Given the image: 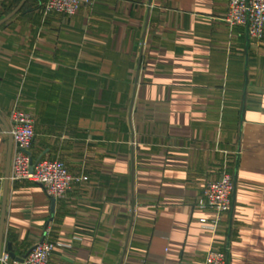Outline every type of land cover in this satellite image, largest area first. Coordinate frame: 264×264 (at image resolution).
Instances as JSON below:
<instances>
[{"label":"crops","instance_id":"obj_1","mask_svg":"<svg viewBox=\"0 0 264 264\" xmlns=\"http://www.w3.org/2000/svg\"><path fill=\"white\" fill-rule=\"evenodd\" d=\"M227 5L92 0L69 17L0 0L1 254L62 240L50 264H202L211 247L264 264V36L229 27ZM13 108L33 157L81 178L54 203L28 181L5 191ZM224 169L232 207L212 230L197 201Z\"/></svg>","mask_w":264,"mask_h":264},{"label":"built area","instance_id":"obj_2","mask_svg":"<svg viewBox=\"0 0 264 264\" xmlns=\"http://www.w3.org/2000/svg\"><path fill=\"white\" fill-rule=\"evenodd\" d=\"M45 13L72 16L84 2L92 0H37ZM229 26L246 27L249 37L260 40L264 36V0H228L223 18ZM9 134L14 143L8 180L10 183L28 181L42 185L48 198L62 199L72 185L81 178L73 176L60 159L34 158L31 147L35 138L34 120L30 113L13 108L10 111ZM233 175L224 169L219 179L209 181L203 187L197 207L210 210L215 216L209 228L214 230L221 216L232 207ZM209 224L206 218L200 219ZM70 244L62 240H44L34 245L22 262L11 260L7 253L0 255V264H50L51 255L57 249L66 250ZM202 264H227L224 251L211 247Z\"/></svg>","mask_w":264,"mask_h":264},{"label":"water","instance_id":"obj_3","mask_svg":"<svg viewBox=\"0 0 264 264\" xmlns=\"http://www.w3.org/2000/svg\"><path fill=\"white\" fill-rule=\"evenodd\" d=\"M24 1V0H23ZM22 5V4H21ZM21 5H19V7L21 6ZM18 7V8H19ZM18 9H16L15 11H13L10 15H8L5 19H3L1 22H3V21H5V20H7L9 17H11V15L12 14H14L16 11H17ZM8 130H9V127H8ZM10 160H11V151H9V154H8V169H7V173H6V179H5V191H7V186H8V182H9V180H8V177H9V168H10ZM52 200V203H54V201H55V199H51ZM7 254H8V256L11 258V259H15V255L13 254V252H12V248H11V245L9 244L8 246H7ZM29 252V251H28ZM28 252H27V254H28ZM27 254L23 257V258H20V259H16V261H18V262H22L23 260H24V258L27 256ZM0 255H1V250H0Z\"/></svg>","mask_w":264,"mask_h":264}]
</instances>
